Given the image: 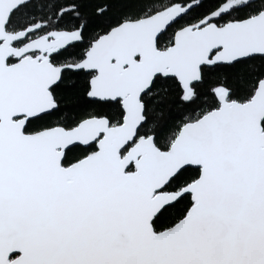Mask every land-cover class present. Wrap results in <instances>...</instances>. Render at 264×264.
<instances>
[{"label": "snow or ice", "instance_id": "obj_1", "mask_svg": "<svg viewBox=\"0 0 264 264\" xmlns=\"http://www.w3.org/2000/svg\"><path fill=\"white\" fill-rule=\"evenodd\" d=\"M0 264H264V0H0Z\"/></svg>", "mask_w": 264, "mask_h": 264}]
</instances>
